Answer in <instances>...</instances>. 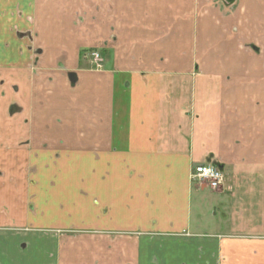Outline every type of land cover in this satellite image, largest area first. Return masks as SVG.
<instances>
[{"label": "crops", "instance_id": "obj_1", "mask_svg": "<svg viewBox=\"0 0 264 264\" xmlns=\"http://www.w3.org/2000/svg\"><path fill=\"white\" fill-rule=\"evenodd\" d=\"M0 23V264H264V0H0Z\"/></svg>", "mask_w": 264, "mask_h": 264}, {"label": "built area", "instance_id": "obj_2", "mask_svg": "<svg viewBox=\"0 0 264 264\" xmlns=\"http://www.w3.org/2000/svg\"><path fill=\"white\" fill-rule=\"evenodd\" d=\"M95 62L99 61L98 53H92ZM190 177L197 181L200 185H205L210 189H218L223 182V174L221 169L214 163L196 165Z\"/></svg>", "mask_w": 264, "mask_h": 264}, {"label": "rangeland", "instance_id": "obj_3", "mask_svg": "<svg viewBox=\"0 0 264 264\" xmlns=\"http://www.w3.org/2000/svg\"><path fill=\"white\" fill-rule=\"evenodd\" d=\"M14 20H15V19H14ZM11 23H13V22H11ZM11 23L8 22L7 24L11 25ZM0 25H1V23H0ZM197 183H198L197 181H195V180L193 181V185H195V184H197ZM13 242H14V241L9 240L8 243H6V244H8L7 246H10L11 255L14 256L13 248H12V243H13ZM31 251H32V248H31V247L28 248V250H27V254L29 255V254L31 253ZM15 258L19 259V256H16ZM1 261H3V264H6V261H10V258H6V259H3V260H1ZM8 264H10V263H8ZM11 264H14L13 261H11Z\"/></svg>", "mask_w": 264, "mask_h": 264}, {"label": "flooded vegetation", "instance_id": "obj_4", "mask_svg": "<svg viewBox=\"0 0 264 264\" xmlns=\"http://www.w3.org/2000/svg\"><path fill=\"white\" fill-rule=\"evenodd\" d=\"M226 1L230 2V1H232V0H226Z\"/></svg>", "mask_w": 264, "mask_h": 264}]
</instances>
